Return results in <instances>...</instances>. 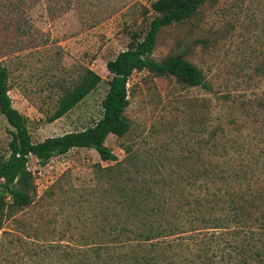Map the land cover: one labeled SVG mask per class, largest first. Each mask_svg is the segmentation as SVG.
I'll use <instances>...</instances> for the list:
<instances>
[{
    "label": "trees",
    "instance_id": "trees-1",
    "mask_svg": "<svg viewBox=\"0 0 264 264\" xmlns=\"http://www.w3.org/2000/svg\"><path fill=\"white\" fill-rule=\"evenodd\" d=\"M85 1L0 0V36L14 33L10 49L18 52L28 33L23 23L33 6L44 3L50 13ZM204 1L139 4L138 16H151L142 29L130 32L126 47L105 62L109 76L98 119L38 142L32 141L25 117L12 104L9 69L0 58V113L10 126L8 154L0 157V230L4 220H15L35 202L36 185L27 168L31 155L43 166L55 155L85 147L94 149L100 161L112 162L92 165L102 201L97 215L93 213V228L67 235L63 228L42 230L17 218L16 231H5L4 264H264V145L251 147L244 136L228 138L226 144L223 129L208 127L203 111L188 112V130L195 140L178 150L147 144L140 157L127 143L118 160L104 144L109 134L121 137L129 130L125 82L133 71L170 74L179 85L208 89L201 71L178 53L150 56L158 29L188 19ZM98 80L93 70L84 68L62 87L49 120L71 109ZM259 101L264 106V95ZM89 194L94 197L93 190ZM91 222L82 220L81 225Z\"/></svg>",
    "mask_w": 264,
    "mask_h": 264
},
{
    "label": "rangeland",
    "instance_id": "rangeland-1",
    "mask_svg": "<svg viewBox=\"0 0 264 264\" xmlns=\"http://www.w3.org/2000/svg\"><path fill=\"white\" fill-rule=\"evenodd\" d=\"M148 3L86 0L84 5L74 3L75 7L55 8L50 13L39 3L23 23L28 33L21 38L24 47L20 51L12 54L10 49L14 33L0 36V58L9 69L8 93L25 117L33 142L87 127L98 119L109 76L105 62L126 47L130 32L146 24L151 12L141 18L139 4ZM169 53H178L194 64L208 89L179 85L170 74L133 71L125 82L128 105L124 114L129 130L121 137L109 134L104 140L118 160L125 155L122 145L127 143L140 151V157L147 144H168L174 150L192 144L195 136L188 130V112L203 111L208 127L223 129L226 144L228 138L244 136L251 140V147L264 145V106L259 101L264 95V0L204 1L188 19L158 29L150 56L159 59ZM86 67L99 77L94 89L50 121L62 87ZM9 129L0 113V157L8 154ZM96 162L112 164L100 161L94 149L85 147L55 155L43 166L31 155L27 168L37 194L35 202L23 214H16L15 220L32 222L42 230L63 228L67 235L83 228L89 231L102 205L93 175ZM92 190L94 197L89 194ZM15 220H4L0 230V264H4L5 231H16ZM82 220L92 222L84 227Z\"/></svg>",
    "mask_w": 264,
    "mask_h": 264
}]
</instances>
